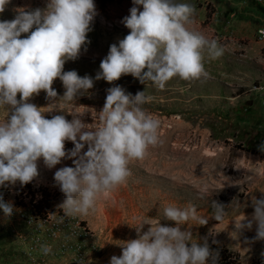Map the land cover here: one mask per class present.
I'll list each match as a JSON object with an SVG mask.
<instances>
[{"label":"rangeland","instance_id":"1","mask_svg":"<svg viewBox=\"0 0 264 264\" xmlns=\"http://www.w3.org/2000/svg\"><path fill=\"white\" fill-rule=\"evenodd\" d=\"M93 2L98 15L87 34L91 43L78 59L65 63L64 71L92 77L94 87L75 103L49 101L44 91L29 102L43 108L45 118L64 114L70 121L69 113L82 114L83 122L97 127L108 88L119 85L132 95L145 91L152 99L142 107L160 122L159 142L148 148L144 159L130 162L127 181L101 194L87 216L67 217L58 207L65 196L55 186L54 173L74 166L70 159L48 169L41 158L39 176L31 183L0 187V197L13 206L11 217L0 209V264H110L113 255L122 254L123 242L138 238L133 226L141 220L175 226L164 217V208L170 205H194L198 216L209 218L205 225L193 220L181 225L192 232L193 242L203 244L206 238L211 250L232 251L237 256L232 264L264 262V240L252 241L255 226L237 233L232 223L243 214L251 216L252 198L264 195V152L258 148L264 143V40L259 35L264 29V2L174 0L195 7L188 27L217 39L224 53L216 60L205 58L208 78L173 77L162 89L151 81L141 84L130 74L112 84L95 80L110 45H118L129 34L121 21L134 5L132 0ZM46 4L47 0H10L0 20L13 19L18 8ZM53 88L63 96L58 78ZM4 118L5 109L0 108V122ZM73 147L71 141L65 142L66 150ZM205 187L207 194L201 198ZM212 200L231 204L221 223L210 218ZM42 245L51 247L48 255Z\"/></svg>","mask_w":264,"mask_h":264},{"label":"clouds","instance_id":"2","mask_svg":"<svg viewBox=\"0 0 264 264\" xmlns=\"http://www.w3.org/2000/svg\"><path fill=\"white\" fill-rule=\"evenodd\" d=\"M9 3L0 0V13ZM132 3L130 15L121 21L130 32L118 45H110L95 80L112 84L130 74L141 84L151 81L162 89L173 77L185 81L209 77L205 58H220L224 47L217 39L190 30L196 13L193 5L174 0ZM15 12L13 19L0 20V108L5 109L0 122V187L31 183L39 176L41 158L48 169L70 159L74 166L54 173L55 186L65 196L58 207L67 217L87 216L101 194L127 181L130 162L144 159L148 148L159 142L160 122L142 107L152 97L145 91L126 93L119 85L108 88L97 127L83 122L82 114L69 113L70 121L64 114L45 118L43 108L29 102L34 95L44 91L49 101L75 103L94 87L92 77L64 71V65L78 59L82 48L87 50L91 43L87 34L98 12L93 0H47L44 8ZM57 78L65 89L63 96L53 88ZM66 141L73 143L71 150H66ZM258 148L264 152V143ZM206 194L205 187L201 198ZM230 206L212 200L210 218L223 222ZM251 207V216L243 214L232 223L237 233L255 226L252 241L264 240V195L253 197ZM0 209L5 217L13 214L12 204L2 197ZM164 217L175 226L141 220L133 226L138 238L123 242L122 254L113 255L110 264H218L219 252L210 249L207 239L203 244L193 242L192 232L181 227L189 220L205 225L208 217L198 216L194 205L167 206ZM145 225L150 226L147 231ZM41 251L48 255L51 247L42 245Z\"/></svg>","mask_w":264,"mask_h":264},{"label":"trees","instance_id":"3","mask_svg":"<svg viewBox=\"0 0 264 264\" xmlns=\"http://www.w3.org/2000/svg\"><path fill=\"white\" fill-rule=\"evenodd\" d=\"M216 251L219 252L218 264H220L221 262H227V264H232L231 261H234L233 259L237 257L232 251L226 248H220Z\"/></svg>","mask_w":264,"mask_h":264},{"label":"built area","instance_id":"4","mask_svg":"<svg viewBox=\"0 0 264 264\" xmlns=\"http://www.w3.org/2000/svg\"><path fill=\"white\" fill-rule=\"evenodd\" d=\"M255 2L262 3L264 0H254ZM260 38L264 40V29L259 31Z\"/></svg>","mask_w":264,"mask_h":264},{"label":"crops","instance_id":"5","mask_svg":"<svg viewBox=\"0 0 264 264\" xmlns=\"http://www.w3.org/2000/svg\"><path fill=\"white\" fill-rule=\"evenodd\" d=\"M235 5H237L238 7H242L243 4H241V3H238V4H237V3H236ZM193 18H194V17H193Z\"/></svg>","mask_w":264,"mask_h":264},{"label":"water","instance_id":"6","mask_svg":"<svg viewBox=\"0 0 264 264\" xmlns=\"http://www.w3.org/2000/svg\"><path fill=\"white\" fill-rule=\"evenodd\" d=\"M259 264H264V262H262V263H259Z\"/></svg>","mask_w":264,"mask_h":264}]
</instances>
